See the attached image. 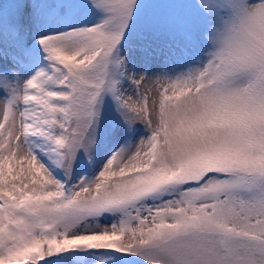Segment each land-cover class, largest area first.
Segmentation results:
<instances>
[{
    "label": "rangeland",
    "instance_id": "obj_1",
    "mask_svg": "<svg viewBox=\"0 0 264 264\" xmlns=\"http://www.w3.org/2000/svg\"><path fill=\"white\" fill-rule=\"evenodd\" d=\"M0 264H264V0H0Z\"/></svg>",
    "mask_w": 264,
    "mask_h": 264
},
{
    "label": "bare ground",
    "instance_id": "obj_2",
    "mask_svg": "<svg viewBox=\"0 0 264 264\" xmlns=\"http://www.w3.org/2000/svg\"><path fill=\"white\" fill-rule=\"evenodd\" d=\"M107 152H101L100 155H96V157L93 158L92 160V168L99 172L101 169H103L107 164H106V156ZM59 186V185H56Z\"/></svg>",
    "mask_w": 264,
    "mask_h": 264
},
{
    "label": "trees",
    "instance_id": "obj_3",
    "mask_svg": "<svg viewBox=\"0 0 264 264\" xmlns=\"http://www.w3.org/2000/svg\"><path fill=\"white\" fill-rule=\"evenodd\" d=\"M16 32H17V31H10L9 34H14V35H16ZM96 42H98V40H96L95 38H93L92 46H96L97 44H99V42H98V43H96ZM30 54L33 55V54H35V52H31ZM33 63H34V62H33Z\"/></svg>",
    "mask_w": 264,
    "mask_h": 264
}]
</instances>
